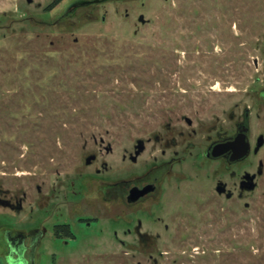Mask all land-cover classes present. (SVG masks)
I'll return each mask as SVG.
<instances>
[{
	"label": "rangeland",
	"instance_id": "obj_1",
	"mask_svg": "<svg viewBox=\"0 0 264 264\" xmlns=\"http://www.w3.org/2000/svg\"><path fill=\"white\" fill-rule=\"evenodd\" d=\"M238 124L252 152L232 178L205 152ZM260 136L264 0H0V187L23 201L0 207V264L17 232L32 234L16 264H264ZM165 161L159 198L128 205ZM138 219L149 250L126 234ZM55 221L76 239L54 241Z\"/></svg>",
	"mask_w": 264,
	"mask_h": 264
},
{
	"label": "flooded vegetation",
	"instance_id": "obj_2",
	"mask_svg": "<svg viewBox=\"0 0 264 264\" xmlns=\"http://www.w3.org/2000/svg\"><path fill=\"white\" fill-rule=\"evenodd\" d=\"M244 124H238V132L241 128H243ZM234 137L231 138H226V139H222L220 141L214 142L213 144H211L210 146L207 147L206 152H205V160L206 161H214V162H218L221 164V166L223 168H225L227 171H229L230 175L232 178H235V176L237 175V173L234 171V167L238 166L239 164L242 163V161L240 162H231L230 161V157H231V153L230 154H225L219 158H213L212 157V152H213V148L215 145L219 144V143H223L226 141H229L231 139H233ZM155 140L157 141H161V139L159 137H156ZM166 143H170L168 141H166ZM244 161V160H243ZM175 163H171V161H165L164 163L160 164L159 166H154L155 170L153 174L150 175V180H152V182H148L145 184H134L132 187L129 188L128 192L125 195L126 198V203L128 205L131 206H136L138 204H140L141 202L147 200L146 202H151L159 197H157L156 195H160V186L159 183L157 182V176L155 175V173L158 174H170V169L169 166H174ZM217 172V171H216ZM248 173H245V175H243L240 179V193L238 194V196L240 198H243L244 196V192H247V187L249 186L248 183H250V180L246 178V175ZM149 175V174H148ZM148 175L146 177L141 178H147ZM154 175V176H153ZM169 178V177H168ZM139 182V181H138ZM142 183V182H140ZM144 183V181H143ZM40 190V189H39ZM216 192L219 196L225 197L228 200H231L233 198V192L231 189V186L227 183V182H220L217 187H216ZM6 194L3 193V190L0 187V207L3 208H7L10 209L14 212L20 213L23 210V201L22 200H18L15 201V203H13L12 200L4 198L2 196H5ZM157 197V198H156ZM21 208V210H18V208ZM39 210L41 209V207L38 208ZM42 210V209H41ZM58 212V205L56 203V198L52 199V204H50L49 207V214L53 215L55 213ZM87 221V220H84ZM87 224H91V222H85ZM43 225H46L45 223H43ZM41 225V227L34 232L33 235H35L33 237V240L35 241V246H37V244H40V239H42V237H44L45 234V228L44 226ZM52 226V235H53V240L56 242H62L67 244L68 242L66 241V239H61L63 235H67L69 237H71V239H76L75 234L73 233V230L71 228V226L69 224L65 225H59L56 223V221L53 224H50ZM143 227V223L140 219L136 220L135 225L133 226V228H129V232H126V234H131L133 232V234H135V236L138 238V241L140 243V245H142V248L144 250H149L151 249V247L154 245V236L152 234H149L148 232H143L142 230ZM32 234V233H31ZM30 233H25V232H17V233H10L8 234V255L7 257L10 258L11 263L16 264V262L21 259L23 257V253L25 251V241H27V239H29L31 237ZM61 239V240H60ZM20 255V258H19Z\"/></svg>",
	"mask_w": 264,
	"mask_h": 264
},
{
	"label": "water",
	"instance_id": "obj_3",
	"mask_svg": "<svg viewBox=\"0 0 264 264\" xmlns=\"http://www.w3.org/2000/svg\"><path fill=\"white\" fill-rule=\"evenodd\" d=\"M248 128L244 125L238 132V134L231 140L219 143L214 146L212 157L219 158L225 154H230V161L231 162H240L248 158L252 152L251 143L248 138ZM264 146V136H260L257 140V145L254 148V154H258L261 148ZM145 150V145L142 141H139L136 151V156L133 157V161L137 160V157ZM95 155H91L86 159V164L90 165L94 160H96ZM262 167V163H260ZM262 173V168L259 170V174ZM246 178L250 180L249 186L247 190L252 191L255 189V179L256 175L247 174ZM18 210H21L19 207Z\"/></svg>",
	"mask_w": 264,
	"mask_h": 264
}]
</instances>
